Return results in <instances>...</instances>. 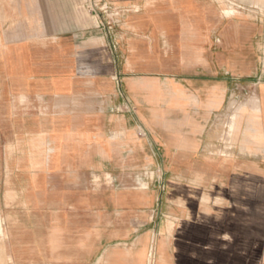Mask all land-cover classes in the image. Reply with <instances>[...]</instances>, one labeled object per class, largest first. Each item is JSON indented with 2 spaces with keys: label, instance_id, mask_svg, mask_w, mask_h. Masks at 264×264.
I'll return each mask as SVG.
<instances>
[{
  "label": "crops",
  "instance_id": "obj_1",
  "mask_svg": "<svg viewBox=\"0 0 264 264\" xmlns=\"http://www.w3.org/2000/svg\"><path fill=\"white\" fill-rule=\"evenodd\" d=\"M108 2L132 7L128 29L137 36L122 22L109 36L85 0H0V214L7 222L0 264H93L99 253L106 264H144L154 234L137 236L136 224L126 221L142 216L138 204L158 198L127 200L119 191L111 200L95 193L94 174L136 172L143 162L155 163L158 151L195 164L198 188L215 187L201 181L208 173H232L234 189L264 188L237 176L253 177L247 158L264 154V70L257 53L264 22L223 21L221 11L195 0ZM231 77H258V95L232 117L229 155L235 157L203 160L207 127L224 108ZM135 109L152 137L136 132ZM238 157L246 161L239 164ZM166 169L179 171L174 160ZM182 199L189 212L176 216L175 236L160 240L159 264H264V197L256 217L230 214L228 238L187 229L199 215V199ZM111 204L124 211L113 212ZM126 204L133 212L126 214ZM128 241L134 249L121 246Z\"/></svg>",
  "mask_w": 264,
  "mask_h": 264
},
{
  "label": "rangeland",
  "instance_id": "obj_2",
  "mask_svg": "<svg viewBox=\"0 0 264 264\" xmlns=\"http://www.w3.org/2000/svg\"><path fill=\"white\" fill-rule=\"evenodd\" d=\"M108 2V0H100ZM205 4L212 6L221 11L223 21L229 19H235L240 25L244 24L246 20L259 21V24L264 22V0H195V3ZM85 7L87 12L90 13L89 0H85ZM133 4L135 2H132ZM142 5V10H147L145 4ZM132 5V4H131ZM113 6V5H112ZM127 9V10H125ZM121 12L117 18H120L122 26H125V32H131L132 35L137 36V32L129 28V17L133 15V9L130 5L119 9ZM96 20V14H93ZM116 17V16H115ZM259 37V36H258ZM258 56L264 70V45L259 46ZM260 49V50H259ZM227 76V75H220ZM232 87L231 92L227 94L224 108L217 112L215 118L211 121L207 127V143L206 153L200 152L198 155L203 160H209L211 162L220 161L223 159H231L234 155H229L231 150L235 148V140L230 132V126L232 123V117L239 112V108L242 106L252 107L251 99L256 98L259 92L258 77L254 80L249 78H235L231 77ZM264 78V77H262ZM131 103L135 106L133 99L128 95ZM245 106V107H246ZM124 109L119 113L124 112ZM136 113L132 116V124L137 128L136 132L141 131L143 134H148L152 137V132L149 127L141 121L138 115V109H135ZM142 127V128H141ZM144 128V129H143ZM4 134L5 126L0 125V143L2 149L4 146ZM145 138V137H144ZM3 145V146H2ZM232 148V149H231ZM240 152V151H239ZM226 153L228 156H218V154ZM241 153H245L241 151ZM233 154V153H232ZM198 158V157H197ZM136 160H144V156L135 157ZM155 163L143 162L140 167H137L138 171L130 173H112V178L107 174L97 173L94 174V191L98 195L109 197L111 200L116 196L119 191H125L126 199L141 198L144 200V196L153 195L158 198V204L147 205L144 203L138 204L135 207V211L141 214L135 222L126 221V223L136 224V235L142 236L145 233L154 234L153 245L148 249L145 255L144 264H159V244L160 240H166V237L172 238L176 235L177 231L181 228V220L176 216L181 217L189 212V207L185 204L182 197L185 195H192L199 199L197 205V213L199 214L195 221L189 223L191 231L195 232L199 236H203L206 233H212L216 237L226 238L229 231L233 227L235 221L231 220L230 214L253 212L254 216L260 214L262 206L258 203L261 202V198L264 197V188L245 189L232 187L233 174H229L227 177L223 175L219 176V173L202 174V182L214 181L215 187L211 184H206V188H198L195 181V177L200 175L197 172L195 164H189L185 157H173L169 158L164 155L163 152L158 151V158ZM254 166V176L250 174L247 176L245 173H238V179H251L259 182L258 184L264 185V154L262 156H252L247 158ZM174 160L178 172H172L171 161ZM239 164H243L246 161L245 157H238ZM168 170V171H167ZM228 170V169H227ZM251 176V178L249 177ZM211 177V178H210ZM209 185V186H208ZM208 186V187H207ZM239 203L236 205L235 202ZM247 203V204H244ZM196 207V206H195ZM110 209L113 212H123L120 207L118 210L113 204ZM126 214L133 212L131 206L126 204ZM158 213L159 217L149 221L146 217L147 214ZM255 234L260 233L261 221H254ZM6 219L3 213L0 214V237L3 236L6 230ZM228 238V237H227ZM119 245V244H117ZM121 246L128 249H134L135 244L132 242L121 244ZM100 253L95 256L93 264H106L107 255L104 258L100 257Z\"/></svg>",
  "mask_w": 264,
  "mask_h": 264
},
{
  "label": "built area",
  "instance_id": "obj_3",
  "mask_svg": "<svg viewBox=\"0 0 264 264\" xmlns=\"http://www.w3.org/2000/svg\"><path fill=\"white\" fill-rule=\"evenodd\" d=\"M89 5L90 11L96 14L103 30L109 36H114L115 28L121 23L120 18H117L119 10L111 4L100 0H89Z\"/></svg>",
  "mask_w": 264,
  "mask_h": 264
},
{
  "label": "bare ground",
  "instance_id": "obj_4",
  "mask_svg": "<svg viewBox=\"0 0 264 264\" xmlns=\"http://www.w3.org/2000/svg\"><path fill=\"white\" fill-rule=\"evenodd\" d=\"M0 231H2V227H0Z\"/></svg>",
  "mask_w": 264,
  "mask_h": 264
}]
</instances>
